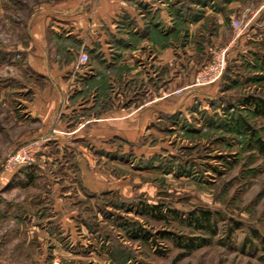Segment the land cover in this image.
Returning <instances> with one entry per match:
<instances>
[{
	"label": "rangeland",
	"instance_id": "1",
	"mask_svg": "<svg viewBox=\"0 0 264 264\" xmlns=\"http://www.w3.org/2000/svg\"><path fill=\"white\" fill-rule=\"evenodd\" d=\"M54 1L0 0V264H264V107L244 100L264 101V0L223 3L219 35L204 51L197 36L194 56L182 55L184 87L224 51L217 81L181 92L211 87L214 94L185 103L174 126L149 136L154 149L146 156L116 151L104 168L115 190L73 199L74 216L62 229L49 227L51 184L37 176L36 162L4 168L9 154L39 139L21 134L20 99L34 78L22 51L32 17ZM211 26L208 19L204 27ZM67 168L74 171L73 162ZM201 210L210 212L209 225L194 222Z\"/></svg>",
	"mask_w": 264,
	"mask_h": 264
},
{
	"label": "crops",
	"instance_id": "2",
	"mask_svg": "<svg viewBox=\"0 0 264 264\" xmlns=\"http://www.w3.org/2000/svg\"><path fill=\"white\" fill-rule=\"evenodd\" d=\"M189 7L202 13L183 34L176 0H55L32 17L22 53L34 78L20 99V125L23 138L45 140L35 171L51 184L48 216L56 220L49 227L74 216L73 199L115 190L104 168L115 164L116 151L146 156L154 149L149 136L161 134L166 122L174 126L185 103L214 94L211 87L170 93L187 79L182 55L194 56L200 35L206 50L224 21L209 4ZM80 52L86 63H78ZM72 162L74 171L67 168ZM56 166L62 175L52 173Z\"/></svg>",
	"mask_w": 264,
	"mask_h": 264
},
{
	"label": "built area",
	"instance_id": "3",
	"mask_svg": "<svg viewBox=\"0 0 264 264\" xmlns=\"http://www.w3.org/2000/svg\"><path fill=\"white\" fill-rule=\"evenodd\" d=\"M232 27L238 31L241 27V22L238 19L231 20ZM88 56L85 52H80L78 55V63H86ZM225 66L224 51L219 50L212 53L211 58L199 69L194 80L184 87H178L171 90V94L181 95L184 89H191L193 87L205 86L217 81L222 74ZM45 140L36 139L26 142L18 147L14 152L7 156L4 162V168L7 170H16L21 166H27L36 162L37 155L43 150V143ZM50 264H60L58 259H53Z\"/></svg>",
	"mask_w": 264,
	"mask_h": 264
},
{
	"label": "trees",
	"instance_id": "4",
	"mask_svg": "<svg viewBox=\"0 0 264 264\" xmlns=\"http://www.w3.org/2000/svg\"><path fill=\"white\" fill-rule=\"evenodd\" d=\"M176 1H180L179 11H180V16H181V27H182V24L185 25L183 27L184 28L183 31L185 32L187 22L193 21L196 17L199 16V14L202 13L200 9L189 7L190 3H201L202 5L209 4L213 8L214 11H222L223 3H229L232 0H176ZM244 100L245 102H247L248 100L250 101L252 100L251 102L253 104H257L261 108L264 107V101L260 98L255 99L252 97H246ZM260 149L264 151V145L262 143L260 144ZM145 208L149 209V206H146ZM150 208L153 210H157L159 209V206L153 205V206H150ZM210 215L211 214L209 211L201 210L198 213L197 217H194L195 218L194 222H196V224L201 225V226L209 225L210 217H211Z\"/></svg>",
	"mask_w": 264,
	"mask_h": 264
}]
</instances>
